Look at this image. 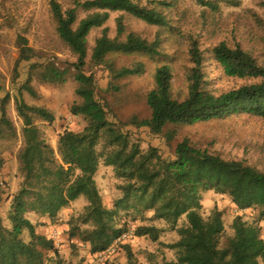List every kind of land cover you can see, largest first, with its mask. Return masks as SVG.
<instances>
[{"label": "trees", "instance_id": "trees-1", "mask_svg": "<svg viewBox=\"0 0 264 264\" xmlns=\"http://www.w3.org/2000/svg\"><path fill=\"white\" fill-rule=\"evenodd\" d=\"M196 3L212 12H217L221 4L241 6L229 0H196ZM178 5L179 0H73V8L64 11L56 0H50L56 34L78 59L74 78L79 103L71 113L86 122L83 132L65 130L60 135L58 151L48 145L36 125V121L54 123V114L29 107L24 93L37 96L32 87L35 78L48 86L65 84L71 71L50 63L37 64L34 50L28 48L25 40L21 42L18 66L25 63L28 67L27 79L16 90L15 97L17 112L24 123L23 145L18 154L21 184L17 193L9 197V226L1 215L7 193L5 185L0 184V264H21V260L26 264H48L60 259L54 241L39 233L38 225L29 215L52 220L82 199L86 206L80 216L71 219L68 238L82 243L94 258L122 239L129 232V223L136 226L134 238L160 242L164 230L149 224L153 222L164 223L170 232L176 233L178 241L171 245L160 243L175 254L172 260L159 261L150 254L149 264H264L259 221L249 224L244 216H238L230 227L233 232L230 235L223 211L215 208L209 216L204 215L206 194L216 193L227 196L241 212L259 207L260 220L264 221V171L246 161L226 160L198 148L190 140L177 145L173 156L165 158L163 150L144 142L138 132L145 126L152 137L170 140L176 130L198 124L243 116L264 121V67L248 52L226 44L210 52L224 76L245 82L242 87L219 96L203 83L205 57L199 42L193 41L189 50L190 63L194 65L189 78L190 92L186 100L179 101L172 86L174 60L163 50L165 41L161 37L149 41L127 32L123 16L116 20V38H111L106 27L111 15L122 14L147 26L171 31L175 28L171 17ZM80 11L86 14L81 20ZM93 30L102 33L93 49L90 62L93 67L102 65L110 55H140L160 63L155 89L146 98L149 119L122 123L111 106L98 98L96 82L86 74ZM143 72V66L137 65L131 71L110 74L116 79H127ZM0 86L1 94L5 89ZM10 99L5 93L0 99V140L17 137L7 113ZM145 143L149 146L147 150L143 147ZM5 166L6 162L0 158V170ZM101 168L111 169L119 183L120 199L112 209L107 208L96 181ZM123 247L128 264H141L129 247Z\"/></svg>", "mask_w": 264, "mask_h": 264}, {"label": "rangeland", "instance_id": "rangeland-1", "mask_svg": "<svg viewBox=\"0 0 264 264\" xmlns=\"http://www.w3.org/2000/svg\"><path fill=\"white\" fill-rule=\"evenodd\" d=\"M56 1L64 11L73 8V0ZM229 1L241 3V6L234 8L221 4L217 12H212L198 6L196 0H179L177 10L171 17L175 26L171 31L147 26L135 18L122 14L111 15L106 27L111 32V38H116V20L123 16L127 32L136 33L149 41H154L157 37L165 41L163 50L174 60L171 64L172 86L174 97L179 101L186 100L190 92L189 78L194 65L190 63L189 50L191 43L197 40L205 57L202 68L203 83L207 89L220 96L245 84L224 76L220 65L212 59L210 52L220 44L248 52L264 67V0ZM85 16V13L79 12V20ZM56 33L57 26L52 16L50 0H0V85H3L5 95L11 98L7 113L17 130V137L0 140V158L6 162L5 168L0 170V184L5 185L3 188L7 193L1 207V215L6 226L10 225L9 197L17 193L21 184L18 154L23 145L24 123L17 112L15 97L16 90L26 81L28 72L25 63L18 66L22 41L25 40L28 48L36 53L37 64L50 63L61 70L71 71V76L65 84L48 86L35 78L32 87L37 96L32 97L27 92L24 93L29 107L48 110L55 116L54 123L36 121L45 141L58 151L57 143L65 130L83 132L86 127L83 118L75 117L71 113L73 106L79 103V98L76 96L78 83L74 78L76 75L74 67L78 59ZM91 33L86 74L95 80L98 98L111 106L113 114L117 115L122 123L149 119L151 113L146 98L155 89V75L160 63L140 55L133 57L110 55L102 65L93 67L90 64L93 49L102 33L101 30H93ZM137 65H142L144 72L134 78L116 79L110 74L112 71H131ZM17 66L18 79L15 73ZM4 93L0 94V99L4 97ZM138 132L144 142L152 143L156 148L163 150L165 158L173 156L177 145L190 140L198 148L217 153L226 160L246 161L264 171V121L258 118L243 116L226 121L198 124L192 128L176 130L174 139L170 140L164 137L161 139L152 137L145 126L140 127ZM143 147L146 150L149 148L147 143ZM96 181L107 208L112 209L120 199L117 191L119 183L113 171L101 168ZM85 206L86 201L82 199L70 210L52 220L41 219L36 214L29 215V219L38 225L39 233L53 240L60 253V259L50 260L48 264H59L57 260L61 264H128L127 253L123 247L125 245L135 253L141 264H149L150 254L156 256V260L159 261L164 258L172 260L175 257L174 253L164 249L160 243L171 245L178 241V236L170 232L164 223L153 222L149 224L164 230L160 242L134 238L136 226L129 223L128 229H134L131 236L114 246L108 256L92 257L88 248L82 243L77 240L71 242L68 238L71 219L80 216ZM204 206L205 216H209L215 208L225 213V225L230 235L233 234L230 227L238 216H244L249 224L259 221L264 240V221L260 220L259 207L241 212L227 196L216 193L206 194ZM141 224L144 223L141 221ZM25 238L28 239L27 234ZM72 244H75L76 248H73ZM21 264H26V261L21 260Z\"/></svg>", "mask_w": 264, "mask_h": 264}, {"label": "built area", "instance_id": "built-area-1", "mask_svg": "<svg viewBox=\"0 0 264 264\" xmlns=\"http://www.w3.org/2000/svg\"><path fill=\"white\" fill-rule=\"evenodd\" d=\"M133 230H134L133 228H130L129 229V232L126 235H124V237L122 239H120L119 241H117L107 252H105L104 254H102V256L103 255L104 256H108L112 252L114 246H116L118 244H121L124 240H126V238H128L129 236H131L133 234V232H134Z\"/></svg>", "mask_w": 264, "mask_h": 264}]
</instances>
